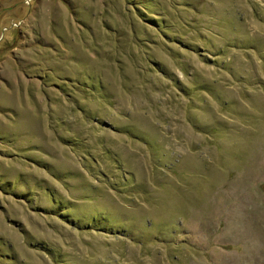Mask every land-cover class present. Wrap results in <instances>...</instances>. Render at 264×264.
I'll list each match as a JSON object with an SVG mask.
<instances>
[{"label":"rangeland","instance_id":"rangeland-1","mask_svg":"<svg viewBox=\"0 0 264 264\" xmlns=\"http://www.w3.org/2000/svg\"><path fill=\"white\" fill-rule=\"evenodd\" d=\"M0 264H264V0H0Z\"/></svg>","mask_w":264,"mask_h":264}]
</instances>
